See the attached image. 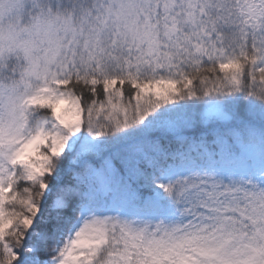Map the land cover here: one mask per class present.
I'll list each match as a JSON object with an SVG mask.
<instances>
[{
	"label": "snow or ice",
	"instance_id": "obj_1",
	"mask_svg": "<svg viewBox=\"0 0 264 264\" xmlns=\"http://www.w3.org/2000/svg\"><path fill=\"white\" fill-rule=\"evenodd\" d=\"M0 264H264V0H0Z\"/></svg>",
	"mask_w": 264,
	"mask_h": 264
},
{
	"label": "clouds",
	"instance_id": "obj_2",
	"mask_svg": "<svg viewBox=\"0 0 264 264\" xmlns=\"http://www.w3.org/2000/svg\"><path fill=\"white\" fill-rule=\"evenodd\" d=\"M7 25H8V21H7V20H5V21H4V27L6 28V27H7Z\"/></svg>",
	"mask_w": 264,
	"mask_h": 264
}]
</instances>
